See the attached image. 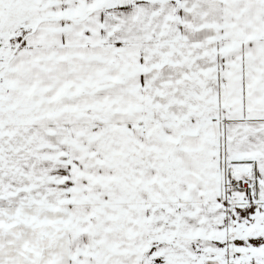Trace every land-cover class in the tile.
Here are the masks:
<instances>
[{"label":"snow or ice","instance_id":"snow-or-ice-1","mask_svg":"<svg viewBox=\"0 0 264 264\" xmlns=\"http://www.w3.org/2000/svg\"><path fill=\"white\" fill-rule=\"evenodd\" d=\"M0 264H264V0H0Z\"/></svg>","mask_w":264,"mask_h":264}]
</instances>
